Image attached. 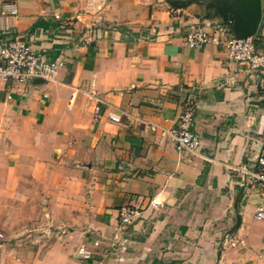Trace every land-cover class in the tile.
I'll return each mask as SVG.
<instances>
[{
  "label": "crops",
  "instance_id": "obj_1",
  "mask_svg": "<svg viewBox=\"0 0 264 264\" xmlns=\"http://www.w3.org/2000/svg\"><path fill=\"white\" fill-rule=\"evenodd\" d=\"M175 1L0 0V43L64 60L47 84L0 81V264H264L262 196L231 170L264 157V69L188 48L192 28L228 23ZM186 104L193 153L161 132Z\"/></svg>",
  "mask_w": 264,
  "mask_h": 264
},
{
  "label": "built area",
  "instance_id": "obj_2",
  "mask_svg": "<svg viewBox=\"0 0 264 264\" xmlns=\"http://www.w3.org/2000/svg\"><path fill=\"white\" fill-rule=\"evenodd\" d=\"M8 14L16 16L15 8L7 11ZM70 34V31L68 32ZM256 35L237 39L231 33L229 25L221 24L207 30L204 27H194L185 37V45L191 49H200L208 44L222 47L226 58L233 63L245 65L250 70L264 69V55L256 52ZM64 67V60L61 58L50 59L44 51L36 49L33 45L17 38L5 40L0 43V81L5 84H19L24 86L34 84H47L54 80L56 71ZM110 119H114L109 115ZM193 109L186 104L180 114L176 126L169 130H162L175 150L178 152H195L199 137L192 130ZM158 129L150 125V130L155 132ZM238 173L241 183L258 191L262 199L257 205L254 218L264 222V157L257 158L252 168L231 169ZM160 203L156 199L149 201L147 207L156 210ZM140 215L139 210L134 206H125L119 210L118 222L123 228H127ZM91 253L81 247L78 256L82 259H89Z\"/></svg>",
  "mask_w": 264,
  "mask_h": 264
},
{
  "label": "water",
  "instance_id": "obj_3",
  "mask_svg": "<svg viewBox=\"0 0 264 264\" xmlns=\"http://www.w3.org/2000/svg\"><path fill=\"white\" fill-rule=\"evenodd\" d=\"M198 0L175 1L170 5L181 9ZM207 18H220L228 23L230 33L237 39H246L256 34L262 16L261 0H207ZM242 188L238 198L242 194ZM237 222L239 217L237 216Z\"/></svg>",
  "mask_w": 264,
  "mask_h": 264
}]
</instances>
